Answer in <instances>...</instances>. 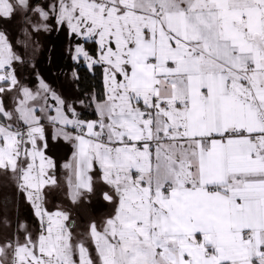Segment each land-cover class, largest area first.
<instances>
[{"label":"snow or ice","instance_id":"obj_1","mask_svg":"<svg viewBox=\"0 0 264 264\" xmlns=\"http://www.w3.org/2000/svg\"><path fill=\"white\" fill-rule=\"evenodd\" d=\"M0 264H264V0H0Z\"/></svg>","mask_w":264,"mask_h":264},{"label":"rangeland","instance_id":"obj_2","mask_svg":"<svg viewBox=\"0 0 264 264\" xmlns=\"http://www.w3.org/2000/svg\"><path fill=\"white\" fill-rule=\"evenodd\" d=\"M66 153H67L66 147H64V148L59 147L57 149L58 168H59V165H61L63 163V158L65 157ZM56 203H60V201H56Z\"/></svg>","mask_w":264,"mask_h":264},{"label":"trees","instance_id":"obj_3","mask_svg":"<svg viewBox=\"0 0 264 264\" xmlns=\"http://www.w3.org/2000/svg\"><path fill=\"white\" fill-rule=\"evenodd\" d=\"M60 147H63L64 148V146H60ZM58 176H60L61 178L63 177V169H61L60 167L58 168Z\"/></svg>","mask_w":264,"mask_h":264}]
</instances>
